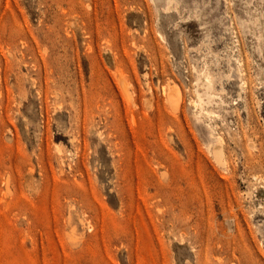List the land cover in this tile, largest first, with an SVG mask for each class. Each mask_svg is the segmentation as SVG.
Here are the masks:
<instances>
[{
    "label": "rangeland",
    "instance_id": "obj_1",
    "mask_svg": "<svg viewBox=\"0 0 264 264\" xmlns=\"http://www.w3.org/2000/svg\"><path fill=\"white\" fill-rule=\"evenodd\" d=\"M0 264H264V0H0Z\"/></svg>",
    "mask_w": 264,
    "mask_h": 264
},
{
    "label": "bare ground",
    "instance_id": "obj_2",
    "mask_svg": "<svg viewBox=\"0 0 264 264\" xmlns=\"http://www.w3.org/2000/svg\"><path fill=\"white\" fill-rule=\"evenodd\" d=\"M177 96H171L170 99L172 101V103L176 106V108L178 109V105H179V102H180V97L178 96V94L176 93ZM173 105V106H174ZM220 140L217 141L216 144H214L212 146V154L213 156L215 157V159L220 163V164H226V160H225V153H224V150L221 146V141L219 142Z\"/></svg>",
    "mask_w": 264,
    "mask_h": 264
}]
</instances>
